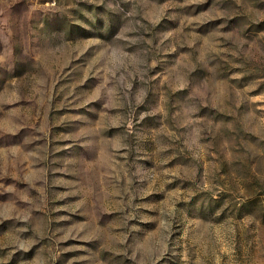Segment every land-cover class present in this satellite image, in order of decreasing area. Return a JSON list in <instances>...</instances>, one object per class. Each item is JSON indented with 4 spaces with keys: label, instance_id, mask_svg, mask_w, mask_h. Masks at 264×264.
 Instances as JSON below:
<instances>
[{
    "label": "rangeland",
    "instance_id": "374dc122",
    "mask_svg": "<svg viewBox=\"0 0 264 264\" xmlns=\"http://www.w3.org/2000/svg\"><path fill=\"white\" fill-rule=\"evenodd\" d=\"M0 264H264V0H0Z\"/></svg>",
    "mask_w": 264,
    "mask_h": 264
}]
</instances>
